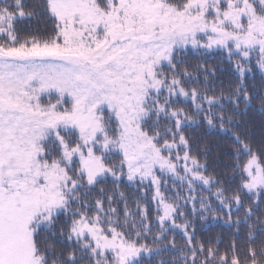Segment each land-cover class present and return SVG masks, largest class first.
I'll return each instance as SVG.
<instances>
[{"label": "snow or ice", "instance_id": "snow-or-ice-1", "mask_svg": "<svg viewBox=\"0 0 264 264\" xmlns=\"http://www.w3.org/2000/svg\"><path fill=\"white\" fill-rule=\"evenodd\" d=\"M0 264H264V0H0Z\"/></svg>", "mask_w": 264, "mask_h": 264}, {"label": "trees", "instance_id": "trees-1", "mask_svg": "<svg viewBox=\"0 0 264 264\" xmlns=\"http://www.w3.org/2000/svg\"><path fill=\"white\" fill-rule=\"evenodd\" d=\"M25 28H27V22H25V24L23 25ZM35 25L33 24V27ZM256 120V124L258 125L259 124V121H260V118L259 117H256L255 118ZM258 131V129H257ZM216 156V153H215V150L213 149V153H212V158L214 159ZM228 160H227V157H225L219 164V168L220 169H223L224 166L227 164ZM198 236L201 235L200 232L197 233ZM206 237H211L213 239L215 238H220V239H223L225 242L228 241V239L230 238V233L227 229H225L224 227L222 226H215L213 228L210 229V231L208 233H205L204 234ZM221 247L223 248L224 245H221ZM165 258H171V257H165Z\"/></svg>", "mask_w": 264, "mask_h": 264}]
</instances>
